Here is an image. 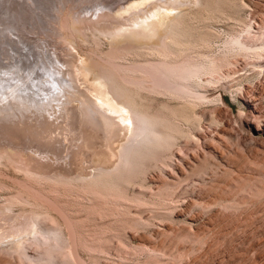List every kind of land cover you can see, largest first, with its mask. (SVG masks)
I'll list each match as a JSON object with an SVG mask.
<instances>
[{
  "label": "rangeland",
  "instance_id": "rangeland-1",
  "mask_svg": "<svg viewBox=\"0 0 264 264\" xmlns=\"http://www.w3.org/2000/svg\"><path fill=\"white\" fill-rule=\"evenodd\" d=\"M154 4V38L118 30ZM0 24L21 50L64 47L89 83L115 80L157 138L128 158L120 121L103 139L76 120L65 152L0 129V222L36 229L0 264H264V0H0Z\"/></svg>",
  "mask_w": 264,
  "mask_h": 264
},
{
  "label": "bare ground",
  "instance_id": "bare-ground-1",
  "mask_svg": "<svg viewBox=\"0 0 264 264\" xmlns=\"http://www.w3.org/2000/svg\"><path fill=\"white\" fill-rule=\"evenodd\" d=\"M179 1L181 0H165L169 5H177ZM105 5H101L100 7H106L107 5ZM158 6V4H154V6H152L154 11L147 16L145 15L142 20H136L135 23L133 22L129 24V26L127 25L126 29L121 27L118 30H121L123 34L126 33L133 39H139V37L149 38V36H153L155 34H153V32L157 31V28L165 24L156 21L157 17L164 15L163 13L161 14L162 7L158 8ZM136 7H138V4L132 5L126 10L128 11ZM171 21L172 20H170V23ZM174 27H176V25L173 26V28ZM13 32L10 31V34L7 35L5 33V28L0 24V54H5V57H2L3 60L1 59L2 62H0L1 130L7 131L11 134H20L24 137V140L29 143L37 140L38 142H36V144L40 150H46L51 146V148L60 149L65 152L66 150L69 151V148L74 144L67 145L65 144V140L66 142L67 140H70L69 135L77 129V126L75 127L76 120L78 123H80L83 118L87 117L90 120H93L100 131L99 135L102 136L103 139L108 138L115 123L120 121L122 124H128L127 129L129 131L131 130L132 134L131 142L124 145L125 151L124 149L122 150L128 158L130 157V154H135L138 150L143 149L141 148L142 146L146 147L147 143L149 144L150 142V144H152V142L157 139L156 135L154 137L156 131L153 133L152 128L155 122L153 123L151 118L149 119L145 114L139 112L138 109H135L130 98L124 95L125 92L123 93L116 89L114 86L115 84H113L116 82L115 80L112 81L113 79L109 80L107 79V76L104 77L103 75H100L91 77V80L95 82V85L89 83L88 73L86 72L88 69H85V67L83 68L75 60L74 54L71 50L63 47L59 50L54 48L53 52H51L47 46H43V48L39 49L43 55V57L39 55V58L41 59L40 61L42 62V58H44L48 64L47 65L43 62L44 72L47 75V77H43L44 74L41 75L38 72L40 63L37 62L39 58L36 56L35 48L31 47L32 44L30 46L31 42L28 40L30 42L28 43L27 41L29 46L28 51L21 50L19 48V42L17 41L20 39L19 33L18 35H15ZM17 32L18 31H16V33ZM150 39L151 38H149V40ZM166 43L167 42H165V44ZM15 45L17 48L14 47ZM165 50L166 49H163L164 52ZM81 62L84 61L82 60ZM77 70L80 71L77 72ZM179 70L180 71L177 72L174 68H169L164 69L162 73L167 80H170L172 75L177 74L182 77L181 79L186 80L188 78L190 79V76L193 75L192 73L196 74L198 69L188 66ZM7 75L10 77L6 78ZM12 79L13 81H10ZM39 79L40 81H38ZM81 79L83 80V84L80 83ZM30 81H33L34 84L33 82H31L33 85L30 84ZM52 83L56 85L55 92H52L53 90L49 91L50 89L48 85H52ZM45 84L48 85L45 87ZM25 86V89L29 90H27V94H24V91L26 92V90H24ZM118 86L119 85L117 84V88ZM36 88L37 90H35ZM40 91L45 93L43 94L45 97L41 95ZM112 94L115 96L114 99L110 96ZM71 105L74 106L72 107ZM121 106L132 108L133 114H124ZM40 150L38 151V154L41 155L43 152ZM86 168L88 169V166ZM117 169L118 168L115 170ZM103 171H105V169H101L100 173L104 175ZM112 172L113 171H110V173ZM92 173H94L93 170ZM100 173L98 170L97 174ZM106 173H109V171H105V175ZM23 228L24 229L21 231L15 230L5 233L6 230L3 228V223L0 222V245L12 248L24 247L27 235L34 231L35 227L34 229L31 226Z\"/></svg>",
  "mask_w": 264,
  "mask_h": 264
},
{
  "label": "snow or ice",
  "instance_id": "snow-or-ice-1",
  "mask_svg": "<svg viewBox=\"0 0 264 264\" xmlns=\"http://www.w3.org/2000/svg\"><path fill=\"white\" fill-rule=\"evenodd\" d=\"M53 88H55V85H52Z\"/></svg>",
  "mask_w": 264,
  "mask_h": 264
}]
</instances>
